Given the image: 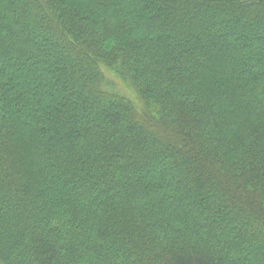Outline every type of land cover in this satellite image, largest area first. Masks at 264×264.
<instances>
[{
  "label": "trees",
  "instance_id": "16d2710c",
  "mask_svg": "<svg viewBox=\"0 0 264 264\" xmlns=\"http://www.w3.org/2000/svg\"><path fill=\"white\" fill-rule=\"evenodd\" d=\"M0 264H264V0H0Z\"/></svg>",
  "mask_w": 264,
  "mask_h": 264
}]
</instances>
